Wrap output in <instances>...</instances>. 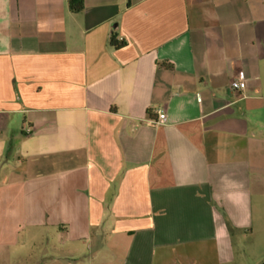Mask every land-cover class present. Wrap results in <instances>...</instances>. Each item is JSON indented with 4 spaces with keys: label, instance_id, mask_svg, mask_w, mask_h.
Segmentation results:
<instances>
[{
    "label": "crops",
    "instance_id": "obj_1",
    "mask_svg": "<svg viewBox=\"0 0 264 264\" xmlns=\"http://www.w3.org/2000/svg\"><path fill=\"white\" fill-rule=\"evenodd\" d=\"M256 196L264 0H0V264H236Z\"/></svg>",
    "mask_w": 264,
    "mask_h": 264
},
{
    "label": "rangeland",
    "instance_id": "obj_2",
    "mask_svg": "<svg viewBox=\"0 0 264 264\" xmlns=\"http://www.w3.org/2000/svg\"><path fill=\"white\" fill-rule=\"evenodd\" d=\"M255 230L235 235L236 264H264V196L254 198Z\"/></svg>",
    "mask_w": 264,
    "mask_h": 264
},
{
    "label": "built area",
    "instance_id": "obj_3",
    "mask_svg": "<svg viewBox=\"0 0 264 264\" xmlns=\"http://www.w3.org/2000/svg\"><path fill=\"white\" fill-rule=\"evenodd\" d=\"M245 88H246V78H245V75L241 73L239 77L231 83V90L233 92H240V91H243ZM165 118H166L165 113L162 111H159L158 120L154 123L160 124L161 122L165 120ZM25 133L31 134L32 133L31 128H27L25 130Z\"/></svg>",
    "mask_w": 264,
    "mask_h": 264
},
{
    "label": "trees",
    "instance_id": "obj_4",
    "mask_svg": "<svg viewBox=\"0 0 264 264\" xmlns=\"http://www.w3.org/2000/svg\"><path fill=\"white\" fill-rule=\"evenodd\" d=\"M69 8L73 13H81L84 9V0H69ZM112 46L120 48L123 43L118 42L115 38L111 40Z\"/></svg>",
    "mask_w": 264,
    "mask_h": 264
}]
</instances>
